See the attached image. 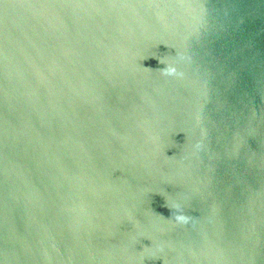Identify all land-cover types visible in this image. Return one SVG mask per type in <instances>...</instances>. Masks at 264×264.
Masks as SVG:
<instances>
[{
    "label": "water",
    "instance_id": "water-1",
    "mask_svg": "<svg viewBox=\"0 0 264 264\" xmlns=\"http://www.w3.org/2000/svg\"><path fill=\"white\" fill-rule=\"evenodd\" d=\"M0 264H264V0H0Z\"/></svg>",
    "mask_w": 264,
    "mask_h": 264
}]
</instances>
